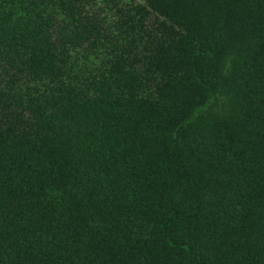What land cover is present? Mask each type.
<instances>
[{"label": "trees", "instance_id": "1", "mask_svg": "<svg viewBox=\"0 0 264 264\" xmlns=\"http://www.w3.org/2000/svg\"><path fill=\"white\" fill-rule=\"evenodd\" d=\"M263 23L264 0H0V264H264ZM223 83L235 113L200 127Z\"/></svg>", "mask_w": 264, "mask_h": 264}, {"label": "rangeland", "instance_id": "2", "mask_svg": "<svg viewBox=\"0 0 264 264\" xmlns=\"http://www.w3.org/2000/svg\"><path fill=\"white\" fill-rule=\"evenodd\" d=\"M169 2L171 6H176L177 4L183 3V0H169ZM259 33H262L264 37V23ZM235 58L236 53L231 50H227L226 53L221 55V58L217 62L221 64L223 74L228 75ZM237 98L238 94L230 88H227L224 83L221 86L217 85L206 108L201 113L194 115L196 119L194 122H198L197 125L202 127L206 126L213 118L234 114Z\"/></svg>", "mask_w": 264, "mask_h": 264}]
</instances>
